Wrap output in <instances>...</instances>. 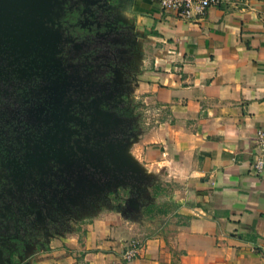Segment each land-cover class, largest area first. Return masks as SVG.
Returning <instances> with one entry per match:
<instances>
[{
  "label": "crops",
  "instance_id": "0c3cea01",
  "mask_svg": "<svg viewBox=\"0 0 264 264\" xmlns=\"http://www.w3.org/2000/svg\"><path fill=\"white\" fill-rule=\"evenodd\" d=\"M119 6L148 58L138 87L168 112L131 168L163 173L179 207L146 225L133 200L83 238L28 244L13 258L0 251V264H264V169L254 170L251 155L264 126V0H233L189 20L156 0Z\"/></svg>",
  "mask_w": 264,
  "mask_h": 264
},
{
  "label": "rangeland",
  "instance_id": "374dc122",
  "mask_svg": "<svg viewBox=\"0 0 264 264\" xmlns=\"http://www.w3.org/2000/svg\"><path fill=\"white\" fill-rule=\"evenodd\" d=\"M16 2L3 9L23 20ZM79 2L81 23L92 33L66 59L69 86L63 96L86 140H76L57 169L29 170L15 189L0 192V251L6 258L20 255L30 239L46 244L74 233L83 238L94 221L132 206L133 200L145 212L146 225L164 218L158 211L148 213V206H170L163 173L131 168L153 140L155 128L168 119L167 108L150 101L138 87L148 58L143 62L133 26L120 18L119 0ZM35 30L46 32L47 58L62 52L59 27L37 24Z\"/></svg>",
  "mask_w": 264,
  "mask_h": 264
},
{
  "label": "flooded vegetation",
  "instance_id": "af4514ba",
  "mask_svg": "<svg viewBox=\"0 0 264 264\" xmlns=\"http://www.w3.org/2000/svg\"><path fill=\"white\" fill-rule=\"evenodd\" d=\"M78 1L46 0L44 3L30 4L27 7L29 30L26 36H9L5 56L1 55L0 41V102L3 98L6 121L9 123L1 131L8 135L11 144L25 148L24 156H21L23 162L19 159L14 164L18 178L27 174L28 170L23 167L27 164L31 167L38 163L60 166V160H63L69 148L80 140L76 117L63 96L69 86L65 78L70 73L66 59L72 58L76 47L70 44L68 27L64 26L63 21L50 18V13L57 6L65 7L71 3L72 9L80 4ZM18 2L21 7V0ZM1 14L0 23L6 16L13 19L8 14L5 17ZM39 23L44 28L54 26L63 31V49L54 58H47L45 54L43 35L46 32L35 30ZM70 141L74 144H69Z\"/></svg>",
  "mask_w": 264,
  "mask_h": 264
},
{
  "label": "trees",
  "instance_id": "16d2710c",
  "mask_svg": "<svg viewBox=\"0 0 264 264\" xmlns=\"http://www.w3.org/2000/svg\"><path fill=\"white\" fill-rule=\"evenodd\" d=\"M79 2V1H78ZM70 3V2H69ZM70 4L63 6H57L55 9L52 10L50 13V18L53 20H62L65 27H68V34L67 36L69 39H71L70 44L74 47L76 45L80 44L88 35H90V30L83 26L81 23V10H78L77 8H70ZM80 7H82V4H79ZM21 9V8H20ZM23 10V9H21ZM29 30V24H25L21 20L16 19H10L8 16L3 19L0 23V36L1 43H2V50L3 54L2 56H5L6 50V40L9 36H15V37H24L26 36V32ZM4 99H1L0 102V192L4 189H15L17 185L21 182L18 178L16 170H15V162L22 160L21 156H24L25 148L21 149V146L13 143L11 144L10 140H8V135H6L5 132H2L1 129H6L9 126V123H7V113L4 112ZM72 113V112H71ZM78 127V126H76ZM79 130V127H78ZM80 133L77 134L78 138L82 141L86 140L85 132L78 131ZM76 136V137H77ZM73 143L72 141L69 142ZM20 148V150H19ZM68 149V147H66ZM60 152H64L63 150ZM23 162V160H22ZM28 171L29 170H36L38 172H47L49 169H57L58 165H47L46 163H38L35 166H29V164L23 166ZM58 173H60L58 171ZM40 177V176H39ZM161 191L163 190H158ZM158 194V195H159ZM167 205L162 206H148L146 211L148 213H153L155 207L158 209V215L160 217H168L170 214H172L178 207L179 204L172 201ZM30 241H32L30 239ZM0 250H2L0 248Z\"/></svg>",
  "mask_w": 264,
  "mask_h": 264
},
{
  "label": "built area",
  "instance_id": "2783aa9c",
  "mask_svg": "<svg viewBox=\"0 0 264 264\" xmlns=\"http://www.w3.org/2000/svg\"><path fill=\"white\" fill-rule=\"evenodd\" d=\"M162 12L178 18L189 20L202 17L212 7H222L233 0H156ZM253 167L256 172L264 169V126L260 127L255 136L254 146L251 150ZM137 251V244L127 254L128 259L133 258ZM264 257V249H262Z\"/></svg>",
  "mask_w": 264,
  "mask_h": 264
},
{
  "label": "water",
  "instance_id": "95a60500",
  "mask_svg": "<svg viewBox=\"0 0 264 264\" xmlns=\"http://www.w3.org/2000/svg\"><path fill=\"white\" fill-rule=\"evenodd\" d=\"M11 0H0V8H1V10H0V14L1 15H7V10H5V9H3V6H6V4H9V2H10ZM14 0H12V2H13ZM17 1H19V0H17ZM46 0H21V7H20V5H19V2H16L15 4L16 5H18V6H16L15 4H14V6H16V8L20 11V12H22L23 13V16H25V15H27V13H28V9H27V7L30 5V4H33V3H44ZM23 9V10H21V9ZM22 16V19L23 20H21L22 22H24L25 24H29V21H28V19L26 18H24ZM5 17V16H4ZM18 20V19H17ZM20 21V20H19Z\"/></svg>",
  "mask_w": 264,
  "mask_h": 264
}]
</instances>
